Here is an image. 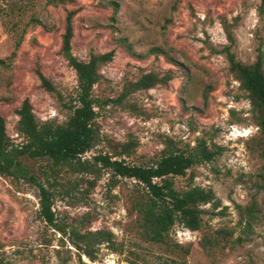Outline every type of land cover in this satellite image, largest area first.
Listing matches in <instances>:
<instances>
[{"label": "rangeland", "instance_id": "1", "mask_svg": "<svg viewBox=\"0 0 264 264\" xmlns=\"http://www.w3.org/2000/svg\"><path fill=\"white\" fill-rule=\"evenodd\" d=\"M72 10L70 54L87 61L114 52L92 91L100 142L82 159L130 141L136 146L127 162L150 165L162 149H190L202 139L219 154L172 182L177 191H211L219 205L200 207L199 231L176 223L153 241L151 224L132 207L140 189L135 181L111 186L110 171L102 170L90 187L93 175L62 170L56 185L45 187L64 235L41 219L37 187L0 176V263L264 264V136L222 51L229 46L244 64L258 53L264 59V0H0V118L15 146L24 143L15 110L25 99L40 122L61 124L71 113L77 78L61 39ZM149 72H171V79L112 102ZM38 74L52 93L40 87ZM19 160L37 181L45 183L44 172L52 181L47 161ZM69 183L77 188L67 195ZM71 229L104 231L111 241H90L88 257L71 244Z\"/></svg>", "mask_w": 264, "mask_h": 264}, {"label": "trees", "instance_id": "2", "mask_svg": "<svg viewBox=\"0 0 264 264\" xmlns=\"http://www.w3.org/2000/svg\"><path fill=\"white\" fill-rule=\"evenodd\" d=\"M76 11H68L64 20V31L61 39V51L66 57L69 66L75 71L77 78L76 97L69 105L71 110L66 121L57 124L53 121L40 122L32 113L30 102L25 99L19 108L15 110L18 117L17 133L24 138L21 145H13L6 135L5 121L0 118V176L22 179L37 187L39 191V215L47 225L57 228L64 235L67 233L55 222L54 213L51 210L52 193L45 187L56 185V178L63 170L70 174L93 175V181L87 184L93 187L95 177L100 176L102 170L110 171L111 186L121 179H131L140 187L137 198L132 207L141 213L152 226L151 240L157 241L159 237L165 239L169 230L178 223L192 232L201 228L200 215L204 210L202 205L210 204L216 209L219 201L215 199L211 191L200 187H190L184 191L174 189L172 178L185 176L186 171L197 164L209 163L219 154L220 149L211 151L205 141L199 139L194 147L182 150L180 148H164L160 156L150 165H136L128 163L126 158L134 154L136 143H116L112 153H98L91 159H82L83 155L96 147L100 142L95 118L99 107L97 99L92 91L101 78L100 68L113 60L114 52L104 54H91L87 61H80L70 54V43L73 38L72 18ZM227 40L232 42L229 31L223 27ZM229 65V72L239 83L242 91L257 117V126L264 136V59L258 53L255 61L244 64L235 59L230 52V47H223ZM40 87L47 93L53 92L50 82L41 74H38ZM171 79V72L163 76L156 73H144L135 81L124 86V91L112 102L120 104L128 95L138 91L148 90L156 85H165ZM75 103V104H74ZM47 161L51 171L52 181H49L44 172L45 183L37 181L19 158ZM264 159V150L262 152ZM264 182V176H263ZM70 185V183H69ZM71 187V188H70ZM66 194L77 186L70 185ZM264 188V185H263ZM71 244L86 256H91L90 241L99 242L105 239L110 242V236L104 231L80 234L75 229L69 233ZM79 243H83L80 245ZM5 264V263H0Z\"/></svg>", "mask_w": 264, "mask_h": 264}]
</instances>
